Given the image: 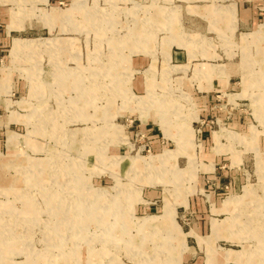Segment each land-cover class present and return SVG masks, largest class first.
I'll use <instances>...</instances> for the list:
<instances>
[{
    "label": "rangeland",
    "instance_id": "374dc122",
    "mask_svg": "<svg viewBox=\"0 0 264 264\" xmlns=\"http://www.w3.org/2000/svg\"><path fill=\"white\" fill-rule=\"evenodd\" d=\"M263 41L264 0H0V264H264Z\"/></svg>",
    "mask_w": 264,
    "mask_h": 264
},
{
    "label": "crops",
    "instance_id": "0c3cea01",
    "mask_svg": "<svg viewBox=\"0 0 264 264\" xmlns=\"http://www.w3.org/2000/svg\"><path fill=\"white\" fill-rule=\"evenodd\" d=\"M223 11H231L233 16L235 15V11H234L233 5H231V4L227 5L226 7H222L220 9L216 8L215 10L211 11V12H213L216 15V18H213L214 22L215 21L218 22L220 20L222 21L225 18L226 20L228 19L230 21V23H231L230 26H232V21H231L230 17L228 15H225L224 13H221ZM254 11L255 10H253V8L249 9V8H246V6L245 7L244 6L241 7L240 8L239 20L241 19L243 22H250L255 17ZM217 16H219L221 18H217ZM235 19H236V15H235ZM235 21H236V24H237V19ZM215 25L218 26V24H216V23H215ZM180 40H182V41H181V45H179V46H185V47L190 46V43H189L190 40L192 42L194 41L192 39H190V40L185 39L184 40L183 38H181ZM189 48H190L189 49L190 57H194V56H196V54H198L200 56H204V57H216V56H218L217 54H212L210 51L206 50V48L202 47V45L200 47H197L198 49L195 48V46H193V45L190 46ZM263 49H264V41H263ZM204 63H206L208 66L213 65L212 63H209V62H204ZM204 63H202V64H204Z\"/></svg>",
    "mask_w": 264,
    "mask_h": 264
},
{
    "label": "bare ground",
    "instance_id": "6f19581e",
    "mask_svg": "<svg viewBox=\"0 0 264 264\" xmlns=\"http://www.w3.org/2000/svg\"><path fill=\"white\" fill-rule=\"evenodd\" d=\"M78 85V84H77ZM167 115V114H166ZM161 123H162V121H161Z\"/></svg>",
    "mask_w": 264,
    "mask_h": 264
}]
</instances>
